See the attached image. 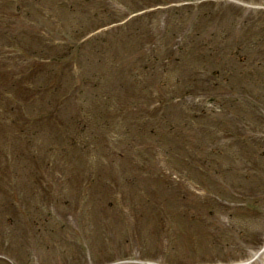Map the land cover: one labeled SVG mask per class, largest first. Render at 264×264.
<instances>
[{
  "label": "rangeland",
  "instance_id": "1",
  "mask_svg": "<svg viewBox=\"0 0 264 264\" xmlns=\"http://www.w3.org/2000/svg\"><path fill=\"white\" fill-rule=\"evenodd\" d=\"M9 1L13 0H0L4 5L0 8V36L14 47L5 43L1 49L0 72L2 68L11 67L7 73L16 79L21 74V60L25 61L19 51L13 49H16V37L26 45L31 39L28 33L20 35L19 29L13 30L16 36L8 31L10 8L6 2ZM198 2L193 0L191 4L197 5ZM209 2L211 6L202 13L189 9L184 0L177 2L176 5H181L178 10L160 5L162 11L155 9L141 15L132 25H109L92 33L99 37L107 35L115 52L109 54L113 62L106 63L104 69L110 84L107 95L103 88L95 86L93 89L91 83V89L86 91L82 100L77 94L72 97L73 103H77L73 106L84 107L87 140L94 133L99 137L100 150L98 153L89 150L87 159L84 156V166L76 170L75 176L82 179V172L79 175L82 170L89 173L87 177L83 176L84 180L94 179V184L88 188L91 199L86 196L76 199L79 189L66 179L69 171L66 169L67 160L58 158L56 153L41 155L45 157L42 172L65 181L61 199L70 200L71 204L60 205V216L55 217L59 223L66 222L65 232H54L53 223L46 220L37 225L33 221L32 207L23 206L18 213L6 199L7 194L14 192L18 197L21 192L22 198L42 196L38 187L29 185V158L38 147L44 150L51 148L53 141L51 138L34 137L36 146L34 141H28L22 125L12 123L13 127H9L15 114L9 108L6 111L3 108L7 107V92L4 91L5 98L0 100V206L3 207L0 208V264H264V249L261 248L264 243V30L256 33L258 27H254L261 19L260 25L264 26V0ZM107 3L117 7L115 0ZM23 6L24 11L31 15V21L50 27L66 24L62 16L64 10L59 13L60 6L57 7L59 10L49 3L47 6L37 3ZM104 6L109 9L106 4ZM55 14L57 20L54 22ZM73 24L81 29L78 22L73 21ZM138 30L140 37L146 33L140 47ZM175 31L177 33L172 35ZM208 36L214 46L222 49V59L230 53L228 41L234 40L238 50L241 48V57L234 61L224 60L229 64L226 74L228 87L219 88L209 81L214 77L205 65H217L222 60L209 57L210 60L204 61L200 56L198 42ZM150 39L156 43L152 50L160 58L166 47L172 44L169 48L173 51L170 52L172 65L168 62L166 67L163 64L157 69L141 68L139 49L149 50ZM50 41L54 42L53 37L47 35L37 40L39 51H44L46 57L53 53ZM2 43L0 41V45ZM129 57H134L136 69L140 72L133 73L130 78L126 77L128 64H122ZM241 58L245 61H236ZM87 62L91 70L99 67H96L94 55H90ZM79 66L82 68V63L76 66L75 72L80 70ZM244 68L248 71L247 78L254 76L258 85L248 84L241 72ZM220 70L223 71L222 68ZM220 92L224 93L223 101L229 107H217L216 95ZM33 95V103L37 107L39 100L41 107H56L50 101L49 91L47 96L38 98V94ZM157 97L161 102H155ZM259 102L261 107H255ZM170 122L174 124L168 127ZM144 127L147 133L142 131ZM32 129L39 134V128ZM128 130L134 136L133 142L125 144L121 141ZM29 132L28 137L32 138ZM143 135L144 138H140ZM258 147L263 155L254 170L251 166L257 163L254 152H260ZM127 148L129 154L139 151V156L132 155L130 159L125 153ZM206 160H212V167L219 164V176L205 175ZM256 169L260 177L257 185H248L249 177L257 175ZM97 171L105 172L95 175ZM246 171L245 175L243 172ZM164 173L171 175V179L184 182L186 187L188 185L187 193L191 199L181 202L177 197L176 201L175 185L167 190L161 183L160 175ZM182 176L191 179L186 180ZM193 177L203 179L211 187L223 186L225 190L219 187L222 195L232 201L236 198L241 202L238 195L253 187L255 192H250L252 195L248 194V197H260L262 203L254 201L253 204L257 205L255 210L245 209V212L227 201L223 206L227 211L223 208L213 217L207 206H202L200 199L205 192L197 188L200 183L192 180ZM115 182L123 188L119 192L116 191L118 186H113ZM109 188L115 192H109ZM148 188L160 190L157 192V208L150 204H145V208L123 207L124 195L136 200L141 191ZM105 193H109L110 200L117 201L114 203L116 209L105 208L96 199ZM231 193L234 199L229 196ZM159 215L164 222L160 228ZM199 215L210 220L204 223ZM4 224L7 230H3ZM40 225L42 231L36 227ZM76 228L84 234V237L71 235L79 242V250L69 245L67 239L70 238H64L68 229ZM46 232L50 234L48 238L43 235ZM81 238H88L90 251L84 253Z\"/></svg>",
  "mask_w": 264,
  "mask_h": 264
}]
</instances>
